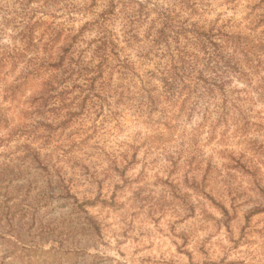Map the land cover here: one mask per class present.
<instances>
[{
	"label": "rangeland",
	"instance_id": "1",
	"mask_svg": "<svg viewBox=\"0 0 264 264\" xmlns=\"http://www.w3.org/2000/svg\"><path fill=\"white\" fill-rule=\"evenodd\" d=\"M68 2L73 10L54 21L77 29L90 17L79 14L88 0ZM247 11L241 2L208 17L222 12L247 32ZM8 71L0 79V264H264V166L255 176L226 167L224 151L247 147L238 132L203 133L198 145H128L152 132L123 110L96 131L95 115L84 113L48 137L33 135L27 98L40 81L12 99L3 85L18 68ZM259 83L248 135L264 139ZM207 161L220 174L206 172Z\"/></svg>",
	"mask_w": 264,
	"mask_h": 264
},
{
	"label": "trees",
	"instance_id": "2",
	"mask_svg": "<svg viewBox=\"0 0 264 264\" xmlns=\"http://www.w3.org/2000/svg\"><path fill=\"white\" fill-rule=\"evenodd\" d=\"M241 2L247 32L235 30L239 24L222 12L208 17ZM72 8L68 0H0V79L7 66L8 73L18 68L3 86L15 99L40 81L27 98L29 133L42 129L48 137L84 113L95 115L96 131L128 110L152 132L128 145H198L203 133L232 128L247 147L237 156L224 151L232 161L226 167L255 176L264 166V139L248 135L257 125L248 112L259 80L264 96V0H88L79 14L90 17L77 29L54 21L55 12ZM4 117L0 105V122ZM205 171L220 174L211 161Z\"/></svg>",
	"mask_w": 264,
	"mask_h": 264
}]
</instances>
